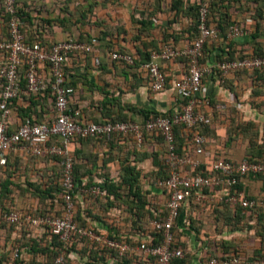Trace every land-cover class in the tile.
Segmentation results:
<instances>
[{"label": "crops", "instance_id": "obj_1", "mask_svg": "<svg viewBox=\"0 0 264 264\" xmlns=\"http://www.w3.org/2000/svg\"><path fill=\"white\" fill-rule=\"evenodd\" d=\"M200 2L203 0H183V12L176 17L173 0H119L116 4L119 8L109 10L112 14L108 18L110 29L86 27L77 32L54 21L49 25L45 21L51 17L37 18L31 7L33 27L40 31L46 44L76 35L79 39L105 37L94 52L74 55L66 66L67 77L75 90L71 106L79 112V121L102 123L124 119L144 124L149 113H167L181 108L183 97L174 85L188 72L185 60L163 65L166 87L156 93L152 89V77L145 69L116 62L111 54L124 52L140 58L167 45L179 49L188 47L192 41L187 30L193 25V18L185 10ZM90 5L89 1L80 5L75 15L77 22L84 19L81 11ZM125 6H138L137 13L123 17L121 24L116 20L120 17L117 14ZM1 8L2 0L0 11ZM227 12L222 9V16ZM61 16L66 23H71L67 16ZM38 20L44 25H38ZM231 20L246 23L245 30H241L243 34L233 37L230 29L224 33L217 23H212L220 34L206 43L202 67L264 51V20L259 27L251 19L235 13ZM3 21L0 15V37L7 36ZM143 22L147 26H143ZM42 71L50 83L49 69L43 67ZM199 100L200 110L210 120L203 130L206 140L201 157L203 168H210L218 159L233 163L246 158L264 161V70H244L226 77L218 73L205 74ZM54 104L51 90L34 97L22 88L11 108L12 128L17 129L28 117L38 122L48 121ZM191 134L193 131L187 128L179 131V137L184 139ZM143 136L141 144L132 136L116 146L99 139L71 143L74 177L79 189L74 202L80 225L133 244H140L153 234L149 222L165 217L167 212V194L156 186L165 176L166 148L158 134L145 132ZM61 178L57 160L11 155L5 163H0V198L9 210L34 217L61 216ZM93 186L104 188L106 197L93 198L87 194ZM47 189L53 191L43 196L41 191ZM239 189L248 199L264 200V176L242 179ZM175 235L176 244L185 254L175 264H206L212 257L232 256L238 257L240 264H257L264 257V212L222 202L220 192L214 190L206 200L192 202V207L184 210ZM78 241L66 249L70 264H149V260L138 254L121 258L87 240ZM62 247L56 236L31 225L12 232L0 227V264H49L50 251L56 249L59 254ZM15 249L19 250L17 259L13 258Z\"/></svg>", "mask_w": 264, "mask_h": 264}, {"label": "built area", "instance_id": "obj_2", "mask_svg": "<svg viewBox=\"0 0 264 264\" xmlns=\"http://www.w3.org/2000/svg\"><path fill=\"white\" fill-rule=\"evenodd\" d=\"M16 3L17 0H5L4 6L9 19L3 21L2 27L7 31V36L0 37V163H5L11 155L57 160L62 177L60 187L63 212L61 216L34 217L18 210H0V224L16 230L31 225L56 236L63 249L56 256L54 264H67L66 249L82 239L121 258L138 254L149 260V264H172L185 257L184 250L176 246L175 235L182 213L192 207V202L201 203L206 200L211 191H219L222 202L238 205L245 210L259 208L264 212V200L248 199L244 191L239 189L242 179L264 176V161L246 158L233 163L218 159L210 168H203L201 157L205 152L206 140L200 129L210 123L207 115L199 108L204 75L218 73L221 77H226L239 71L264 68V57H248L216 63L208 68L202 67L206 43L220 34L217 28L209 25V6L206 2L198 4L199 37L191 45L184 49L167 45L159 52H152L151 61L142 65L152 77L153 91L160 93L166 87V75L161 66L170 61L185 60L188 72L174 86L188 99L187 104L172 111L173 114L169 117L158 116L146 120L144 124L130 121L80 122L79 112L71 106L75 90L67 77L66 66L74 55L94 52L99 45L98 39L93 38L90 43L72 38L53 44L29 42L23 31ZM242 34L238 25L230 28L231 36L238 37ZM111 58L116 62L134 65V57L127 53L115 52L111 54ZM43 67L49 69L50 83L42 71ZM23 80L26 81V91L30 96L38 97L51 90L55 104L48 121L38 122L27 118L14 129L10 122L11 108L22 91ZM178 126L193 131L189 141L190 150L183 155L178 153L176 144L175 129ZM145 132L161 136L166 148L164 165L168 176L156 183L168 197L165 217L149 222L153 234L140 244L118 241L93 228L80 225L76 220L74 202L79 189L74 177L71 143L88 138L122 140L132 136L141 144ZM86 193L93 198H105L107 195L101 186H93ZM18 256L19 250L15 249L13 258L17 259ZM206 264H240V259L236 256L212 257ZM257 264H264V257Z\"/></svg>", "mask_w": 264, "mask_h": 264}, {"label": "trees", "instance_id": "obj_3", "mask_svg": "<svg viewBox=\"0 0 264 264\" xmlns=\"http://www.w3.org/2000/svg\"><path fill=\"white\" fill-rule=\"evenodd\" d=\"M203 2H206L209 6V16H208L209 25H212V23H214V22L217 23L218 28L221 29V31L224 33L226 30H229L232 26L237 25V24H238L240 30H242V31H244L246 28V25H245L246 23H238L237 21L231 20V16L233 13H235L239 16H244L245 19L246 18L251 19L253 22H255L258 25V27L261 24L262 20H264V0H210L209 2L204 0ZM4 3H5V0H2V8H1L2 10L0 11V15L1 16L3 15L4 21H7L9 19V16L6 14ZM91 6H92V4L90 6H88V8H86L87 10L81 11L82 17L85 18L86 17L85 14H87L88 12L91 11L90 10ZM16 7L18 9V15L22 21L29 22V23L33 22L34 18L32 17V11L31 10L19 7L18 1L16 3ZM82 8L83 7H81V9ZM222 9H227V11H228L227 13H224L223 16L221 14ZM172 10L174 12H176V17H179L180 13L183 12V0H173ZM199 10H200V7L198 5H196V6L189 5L188 8L185 10V13H187L190 17L193 18V25L191 24V26L187 30L189 32V36H190V39L192 41L191 44L199 37V25H200ZM217 15H219L218 19L216 18ZM52 21H54V20L50 19V20H47L45 22H47L50 25V24H52ZM58 23L65 25L66 19H61L59 17ZM141 24L143 26H147L146 22H143ZM36 35H39V36L37 37ZM92 39H93V37L83 36L79 39V41L90 43L92 41ZM97 39L99 41L98 46H100V45H102V41L105 40V37L103 38L101 36ZM27 40L29 42L42 41L43 40L42 34L40 35V31L35 29L32 25V31L30 34V38H28ZM159 51H161V49H155V51H151V52H147V53L143 54L142 57H140V58L132 55L134 57V65L142 67V65L147 64L151 61L152 52H159ZM121 53H124V52H121ZM248 57L263 58L264 57V51L260 50V51H257L253 56H242L238 59H245ZM204 59H205V47H204V58L201 61L202 63L204 62ZM232 60H236V59H232V58L227 59V61H232ZM161 67L163 70V66H161ZM258 70H264V68L257 69L256 71H258ZM22 88H24L26 90V81L25 80L22 81ZM182 97L183 98H182L181 107H184L187 104L188 99L184 95H182ZM172 114H173L172 111L167 112V113H149L146 116V120L154 119L158 116L169 117ZM108 121H111V122H116V121L127 122L129 120H124V119L115 120V119H113V120H107L105 122H108ZM105 122H102V123H105ZM206 127H207V125L203 126L200 129V132L202 134H203V130H205ZM183 128H185V127L184 126H178L175 129L176 144H177V148H178V153L181 155H183L185 152L187 153L188 150H190L189 141L191 139V135L189 137H186L185 139L179 137V131ZM95 139L103 140L105 142H108V143L116 146V144H118V142H121V141L125 140L126 138H124L122 140L121 139H119V140H117V139L107 140L106 138H88V139H84V140L81 139L79 141H89V140H95ZM161 139H162V137H161ZM249 159L250 160H259L256 158H249ZM164 170H165V176L162 179H165L168 176L167 171H166V167H164ZM254 177H259V176H254ZM4 187H6V191H7V185H5ZM51 191H53V189L52 190L47 189L45 191H41V193L43 194V196H46V195L50 194ZM0 210L10 211L9 209H7L3 205V199H1V198H0ZM0 227L3 229H6L7 231H10V232H12L14 229L11 227H7L4 224H0ZM159 238H160V236H159ZM176 246H178V245H176ZM50 252L51 253L49 254L50 255L49 264H54V260H55L56 256L58 255L59 251L54 249L53 251H50ZM69 261L70 260L68 259L67 264H70ZM177 261L178 260H176V262ZM176 262L174 261L172 264H175Z\"/></svg>", "mask_w": 264, "mask_h": 264}, {"label": "rangeland", "instance_id": "obj_4", "mask_svg": "<svg viewBox=\"0 0 264 264\" xmlns=\"http://www.w3.org/2000/svg\"><path fill=\"white\" fill-rule=\"evenodd\" d=\"M17 1L19 7H22L24 9L31 10V7H33V10L36 11V17L40 19L42 17L44 19L50 16L51 19H54V21L58 23V18L60 17V15L67 16L68 19H70L71 23L68 22L63 27H67L75 32L79 31L80 28L83 29L86 27L95 28L96 30L110 29L108 18L110 17L109 15L112 14L110 13L111 11L109 10H111L113 7L119 8L116 7V4L119 0H17ZM86 1H89L92 4L90 9L91 11L90 13L86 14L85 18L83 17L84 19H81L77 22L76 20L77 17L75 16L78 13L77 10L80 8V5L84 4ZM205 1L209 2L210 0H205ZM86 8H88V6H86ZM136 8H138V6H136ZM136 8H129L126 6L123 7V11L122 12L119 11L120 14H117L120 15V17L117 16L119 17L118 19L120 20L118 19L116 20L119 21V23L123 24V19H124L123 17L125 16L132 17L135 13H137ZM132 22L133 24H135L134 20ZM22 23H23V31L25 33L26 38L28 39L30 38L32 25H34V22L29 23L22 21ZM38 25L43 26L44 23L40 20L38 22ZM132 27L134 28L135 26L132 25ZM78 37L79 36L76 35V37H72V39L79 40Z\"/></svg>", "mask_w": 264, "mask_h": 264}]
</instances>
